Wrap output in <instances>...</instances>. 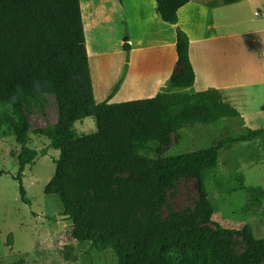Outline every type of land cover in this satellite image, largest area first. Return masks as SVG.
<instances>
[{"label": "trees", "instance_id": "16d2710c", "mask_svg": "<svg viewBox=\"0 0 264 264\" xmlns=\"http://www.w3.org/2000/svg\"><path fill=\"white\" fill-rule=\"evenodd\" d=\"M189 1L156 0L158 12L169 23L178 21V9ZM188 46V35L178 30L177 65L167 91L148 98L96 102L80 0H0V104L10 108L2 120L21 144L13 177L24 202H28L24 170L37 155L47 153L45 148L26 146L31 131L28 103L39 89L53 97L58 111L53 127L39 131L59 151L44 192L59 197L71 220L72 231L57 239L63 260L75 259L74 242L113 250L117 264H261L264 260V236L257 237L250 224L241 229L248 246L236 253L227 227L194 223L199 217L212 221L214 206L205 180L217 165L220 149L229 141L259 136L264 127L248 128L240 136L179 154L148 157L140 152L151 141L167 144L170 129L240 116L218 89L171 91L194 83ZM123 47L128 52L129 44ZM87 117L93 119L94 130L73 136L75 122ZM192 175L198 180L201 210L187 218L179 212L163 217L174 181Z\"/></svg>", "mask_w": 264, "mask_h": 264}, {"label": "rangeland", "instance_id": "374dc122", "mask_svg": "<svg viewBox=\"0 0 264 264\" xmlns=\"http://www.w3.org/2000/svg\"><path fill=\"white\" fill-rule=\"evenodd\" d=\"M213 15L217 24H223L216 27L218 31H241L264 22V0H238L231 9H216ZM135 29L130 25L127 33H133ZM105 30L109 31L107 36L113 42L118 36L123 38L127 35L122 31L123 26H119L118 35L116 23L105 25ZM98 40L101 44L100 34ZM171 90L191 92L189 87ZM219 93L227 100L220 90ZM262 98V95L255 94L253 99L239 100L234 106L240 116L170 129L167 144L158 145L151 141L140 152L148 157L179 154L213 146L222 138L240 136L248 128L264 127V106H259ZM9 111L8 106L0 104V170L4 171L0 174V264H117L113 250H97L80 242L73 243L74 260L61 258L62 247L57 239L72 231L71 220L64 214L59 197L44 192V186L54 173V160L59 151L39 131L52 128L57 121L58 111L53 97L37 89V96L28 103L31 131L26 146L38 151L42 148L47 150L45 155H37L33 164H28L24 170L22 181L28 202L20 198L18 183L13 177L18 171L17 156L21 144L2 120ZM93 130L94 121L90 117L75 122L72 127L73 136ZM205 185L214 206L212 221L199 217L194 219V223L211 227L220 223L227 227L233 250L242 253L248 246L241 232L245 224L251 225L257 237L264 236V133L250 140L225 143L220 149L216 167L206 177ZM200 210L197 177L177 178L167 192L163 217L179 212L187 218ZM149 263L157 264L154 261Z\"/></svg>", "mask_w": 264, "mask_h": 264}, {"label": "crops", "instance_id": "0c3cea01", "mask_svg": "<svg viewBox=\"0 0 264 264\" xmlns=\"http://www.w3.org/2000/svg\"><path fill=\"white\" fill-rule=\"evenodd\" d=\"M234 2L238 0H190L178 9V21L169 23L158 12L156 0H80L96 102L167 91L177 65L176 32L183 30L195 73L191 92L215 88L233 105L257 94L263 97L259 106H264V22L235 32L216 29L223 24H217L214 10L231 9ZM115 23L118 35L119 26L127 35L113 42L105 25ZM127 24L136 27L133 33H127ZM124 43L130 46L128 52Z\"/></svg>", "mask_w": 264, "mask_h": 264}, {"label": "bare ground", "instance_id": "6f19581e", "mask_svg": "<svg viewBox=\"0 0 264 264\" xmlns=\"http://www.w3.org/2000/svg\"><path fill=\"white\" fill-rule=\"evenodd\" d=\"M95 67H96V64H95ZM95 74L97 75V77H98V71L97 70H95ZM127 86H130V82H129V79L127 80V84H126Z\"/></svg>", "mask_w": 264, "mask_h": 264}]
</instances>
